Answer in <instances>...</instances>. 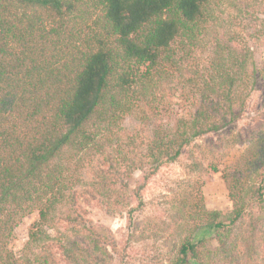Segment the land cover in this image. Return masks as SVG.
<instances>
[{"label":"trees","instance_id":"16d2710c","mask_svg":"<svg viewBox=\"0 0 264 264\" xmlns=\"http://www.w3.org/2000/svg\"><path fill=\"white\" fill-rule=\"evenodd\" d=\"M229 1L0 0V264H112L120 248L88 216L102 203L133 217L119 177L177 162L196 140L234 125L256 92L264 107V68L249 48L222 47L203 82L191 68L188 83L203 93L195 111L148 140L123 126L136 89L157 86L162 63L176 77V51L188 58L204 47L206 24L221 19L211 5ZM245 137L248 150L222 173L231 210L181 200L215 244L189 232L160 248L156 264H264V113ZM186 166L205 171L198 158ZM33 213L17 257L15 230Z\"/></svg>","mask_w":264,"mask_h":264},{"label":"rangeland","instance_id":"374dc122","mask_svg":"<svg viewBox=\"0 0 264 264\" xmlns=\"http://www.w3.org/2000/svg\"><path fill=\"white\" fill-rule=\"evenodd\" d=\"M261 1L230 0L219 4V7L215 3L211 5L221 19L206 24L202 39L204 47H196L193 57L187 55L188 58V51L179 49L176 51V62L181 72L176 73V77L171 75L175 68L162 63L160 83L149 87V91L141 87L136 89L134 101L137 107L123 124L126 131L148 140L155 128H171L179 118L195 111L196 99L201 103L203 93L194 84L188 83L190 78L196 80L191 68L203 82L202 73L215 52L222 47L227 51L249 48L256 65L264 68V10L259 9ZM232 2L238 8L232 6ZM217 35L221 43L214 40ZM164 72L170 76L166 77ZM262 98L259 93H254L248 100L245 114L234 125L196 140L177 162L163 165L156 173H152L148 166L142 172L134 169L120 176L119 183L129 186V202L137 208L133 217H129L128 212H114V209L109 212L102 203L90 209L89 220L109 230L120 248L121 253L115 254L112 264H156L161 258L160 248L164 247V251L178 244L191 232L200 239L208 240L207 244H215L207 232L196 230V225L200 223L190 217L193 214L190 213L191 205L183 211L181 200L187 196L189 203L194 204L202 196L209 210L227 211L233 208L222 173L231 169L248 150L245 136L251 132L255 120L264 113ZM194 158L201 159L205 171L191 172L186 163ZM210 164L216 165L219 171L214 172ZM36 219L37 213L28 215L15 230L10 246L17 257L22 256L31 225ZM160 237L166 241L165 245Z\"/></svg>","mask_w":264,"mask_h":264}]
</instances>
